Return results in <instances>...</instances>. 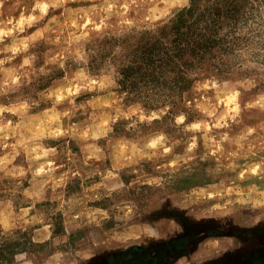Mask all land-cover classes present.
<instances>
[{
	"label": "rangeland",
	"instance_id": "1",
	"mask_svg": "<svg viewBox=\"0 0 264 264\" xmlns=\"http://www.w3.org/2000/svg\"><path fill=\"white\" fill-rule=\"evenodd\" d=\"M188 2L0 0V246L20 244L0 264H85L209 221L222 235L200 249L218 254L262 226L264 0L244 8L241 65L176 107L126 104L114 67L93 63L103 39Z\"/></svg>",
	"mask_w": 264,
	"mask_h": 264
},
{
	"label": "trees",
	"instance_id": "2",
	"mask_svg": "<svg viewBox=\"0 0 264 264\" xmlns=\"http://www.w3.org/2000/svg\"><path fill=\"white\" fill-rule=\"evenodd\" d=\"M246 3L189 0L162 24L103 39L93 63L108 61L114 67L117 91L126 104L145 110L176 107L199 78L224 76L241 65L244 26L253 16L244 11ZM60 77L59 71L42 79L37 89ZM19 246L14 241L0 251Z\"/></svg>",
	"mask_w": 264,
	"mask_h": 264
},
{
	"label": "flooded vegetation",
	"instance_id": "3",
	"mask_svg": "<svg viewBox=\"0 0 264 264\" xmlns=\"http://www.w3.org/2000/svg\"><path fill=\"white\" fill-rule=\"evenodd\" d=\"M207 224L205 232L193 233L192 227L187 226L173 238L163 237L160 242L146 246L130 245L85 264H264V222L260 228L246 226L237 234L222 236L230 239V243L218 254L216 250L200 249V235H205L206 239L222 235L215 222Z\"/></svg>",
	"mask_w": 264,
	"mask_h": 264
}]
</instances>
